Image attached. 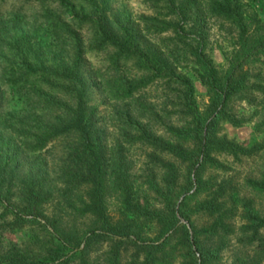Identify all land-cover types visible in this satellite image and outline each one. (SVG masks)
Wrapping results in <instances>:
<instances>
[{
    "label": "trees",
    "instance_id": "obj_1",
    "mask_svg": "<svg viewBox=\"0 0 264 264\" xmlns=\"http://www.w3.org/2000/svg\"><path fill=\"white\" fill-rule=\"evenodd\" d=\"M76 1L91 13L50 24L47 4L40 37L16 32L10 39L17 61L0 77L19 104L0 114V130L8 132L0 131V264H91L90 242L98 236L131 244L129 264H176L181 256L209 264L215 253L198 235L229 230L222 222L231 210L225 207L228 196L240 207L239 239L254 253L237 257L236 264H258L264 258V214L237 195V185L216 184L199 173L205 162H217L216 154L238 158L264 151V137L232 144L218 134L221 123L238 124L229 102L245 90L247 63L264 56V0H142L150 13L134 20L109 17L103 1ZM209 22L225 32L228 51L221 64L206 52ZM87 51L102 54L103 63L88 67ZM192 79L205 89L202 108ZM92 88L100 95L97 103ZM148 89L159 96L148 97ZM135 147L151 165L143 164V175L127 159ZM175 162L186 165L183 173ZM243 184L264 196V166ZM203 193L194 207L186 206ZM109 196L117 201L115 220L106 212ZM198 212L215 218L200 231L189 221ZM78 218L83 227L69 226V219ZM146 221L158 226L155 239L146 236ZM26 226L23 243L3 238ZM118 257L115 244L105 264H119Z\"/></svg>",
    "mask_w": 264,
    "mask_h": 264
},
{
    "label": "rangeland",
    "instance_id": "obj_2",
    "mask_svg": "<svg viewBox=\"0 0 264 264\" xmlns=\"http://www.w3.org/2000/svg\"><path fill=\"white\" fill-rule=\"evenodd\" d=\"M97 1H103L106 4L108 7L107 15H109V17L115 16L118 19L128 17L134 20L137 19L140 14L150 13L148 5L143 3L142 0ZM66 2L68 4L67 6H57L55 2L50 0H0V76L1 73L10 71L12 67L14 68L15 66H13V62L17 61L16 58L12 56L11 50L8 48L12 46L10 39L13 34L16 32H29L28 34L30 36L40 37V21H43V18H45L42 14L44 5L49 4L51 7L50 13L52 17L47 18L45 21L50 22V24L52 22H70L75 14L85 13L88 15L91 13L87 6L81 4L80 1L66 0ZM254 5L257 11L260 12L259 14L262 15L263 12L260 3L255 2ZM208 26L209 29L206 52L212 57L214 63H224L223 53L228 51L226 41L223 39L225 32L222 29H219L218 24L215 22H209ZM81 33L85 38L87 31L83 29ZM38 37L36 38L38 39ZM42 37L45 38L46 34H43ZM85 57L88 67H95L103 63L102 54H95L87 51ZM246 67L248 68V80L246 82L245 90L243 91L241 97L231 98L229 102L230 111L238 120V124L231 125L223 122L218 127L219 136L221 135L226 141L232 144H237L244 140H249L250 142H261L264 137V125L261 124L254 127L257 123L264 121V56H260L258 60L253 63H247ZM17 71L22 73L21 71L24 70L20 67ZM192 82L196 93V100L199 107L202 108L207 101L205 89L196 79H192ZM5 83L0 77V89L2 90V93H0V114H2V112L13 110L18 107L19 104L13 90L6 86ZM148 90V97H155V95L157 97L159 96L158 94H155L153 90ZM93 95L96 100L95 102L97 103L100 99V95L94 89ZM158 100L159 98H157L156 101ZM107 108L108 107H105L104 109L107 111ZM104 109L101 105V112L105 111ZM6 123H11V120L7 119ZM0 131H2L5 135L8 133L5 130ZM212 157L217 162L215 164L205 162L200 170L199 176L202 179L210 178L216 184L220 183L222 180H228V182L230 181V185H237L239 188L237 195L250 199L252 205L258 209L259 213L264 214V196L249 193L243 184V180L246 176H256V174L260 171V168L264 166V151L260 149L258 154L249 157L239 156L238 158H235L225 153H219ZM127 159L129 160V164L132 166V171L141 173V175L145 173V171L142 170L143 164L147 163L150 165L149 162L146 161L143 150L140 148H131ZM175 166L178 168L180 173L185 171V164L175 162ZM23 167L24 169L31 168L27 164H24ZM149 167H151V165ZM158 173L160 172L157 171V177L160 175ZM192 190L193 188L189 192ZM227 190L230 189L228 188ZM139 195L142 196L143 194L140 193ZM149 197H151L150 193L147 194V198L149 203H151L152 198H150V200ZM203 197L204 193L193 195V197L189 198L187 201L186 206L189 208L194 207V203L203 199ZM226 199L227 201L225 207H230L231 210H229L230 212H227L222 222L225 226L228 225L229 230H227V227H220L213 234L203 232L198 235V239L201 244L205 248H208L209 252L215 253V258L211 260L209 264H236L237 257L246 258L254 254L251 249V244L244 243V241H240L239 239L242 233L241 226L243 224V220L240 217L239 205L233 203L232 206V200L229 196ZM179 200L180 197L176 200L175 208L177 207ZM116 202L117 201L111 196L107 198L106 212L109 216H111L112 220L117 218ZM140 202H142V198H140ZM155 204L156 201L152 202V205ZM14 205H19L16 198L14 199ZM175 215L179 218L178 223H183L185 227L189 229V232L192 233L188 222L180 218L177 212H175ZM214 219V216L205 215L200 212L189 215L191 227H194L199 231L200 229L207 227ZM84 222L85 221L82 222L81 218L68 220L69 226L71 227H83ZM30 227L31 226H26L19 231L5 233L3 238L12 242L23 243V241L27 240V233L29 232ZM143 229L146 236L149 238L155 239L158 235V226L153 222H144ZM35 233H38L37 230ZM262 236L264 238V232L262 233ZM115 244L119 250V264H129L131 258L130 256L133 252L132 245L125 242V240L103 238L101 236L91 239L89 253L91 257L94 256V261L91 264H105L108 251L110 248H113ZM180 253L182 255L185 251L180 250ZM189 261L191 260L188 257L184 258L181 256V258H176V264H193V262ZM258 264H264V258H262Z\"/></svg>",
    "mask_w": 264,
    "mask_h": 264
}]
</instances>
